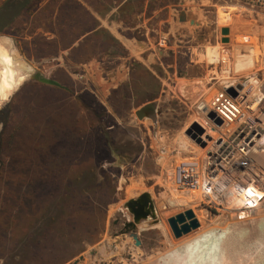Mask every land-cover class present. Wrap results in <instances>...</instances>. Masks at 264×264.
Here are the masks:
<instances>
[{
    "label": "rangeland",
    "instance_id": "374dc122",
    "mask_svg": "<svg viewBox=\"0 0 264 264\" xmlns=\"http://www.w3.org/2000/svg\"><path fill=\"white\" fill-rule=\"evenodd\" d=\"M219 10L210 0H33L0 31L10 42L0 44V68L12 53L63 87L26 78L0 106V264H25L31 250L65 264H187L172 253L214 228L220 233L203 242V251L217 244L223 264H264V203L239 219L236 200L175 181L177 166L203 153L186 134L203 120L198 105L231 77L251 72L248 57L241 58L248 49L238 43L251 41L248 34L264 42L263 20L232 15L252 26L242 33L224 24ZM94 26L100 33L67 49ZM222 28L230 29L227 44ZM214 47L236 62L215 61ZM146 104L160 111L155 120L136 116ZM107 174L114 194L72 215V198L96 192ZM143 193L152 196L160 223L128 229L133 215L126 203ZM188 209L201 227L175 239L168 219ZM61 223L67 229L53 233ZM71 223L77 227L68 229ZM232 236L240 237L237 246Z\"/></svg>",
    "mask_w": 264,
    "mask_h": 264
},
{
    "label": "built area",
    "instance_id": "2783aa9c",
    "mask_svg": "<svg viewBox=\"0 0 264 264\" xmlns=\"http://www.w3.org/2000/svg\"><path fill=\"white\" fill-rule=\"evenodd\" d=\"M11 1L0 0V9ZM210 1L217 10L231 7L237 16L264 21V0ZM252 37L248 34L251 41L238 43L248 49L241 55L252 60L251 72L234 80L228 66L229 82L216 91L208 104L198 105L201 117L208 119L215 130L208 142L203 141L204 134L201 136L205 142L200 148L203 153L193 162L178 165L175 178L181 189L239 201V213L245 214L238 215L239 219L249 217L264 203V42ZM228 59L236 62L234 57H226L223 62ZM231 88L237 92L236 97L228 94ZM211 113L215 118H209ZM217 119L222 121L221 125ZM198 124L203 125L200 121Z\"/></svg>",
    "mask_w": 264,
    "mask_h": 264
},
{
    "label": "bare ground",
    "instance_id": "6f19581e",
    "mask_svg": "<svg viewBox=\"0 0 264 264\" xmlns=\"http://www.w3.org/2000/svg\"><path fill=\"white\" fill-rule=\"evenodd\" d=\"M225 11H226V13L227 12L228 13L225 14L224 13ZM233 11H234V9L231 7H229V8L223 7L222 9L219 10V14L222 15V21L224 22V24H227L230 21L229 22L230 26L232 23H234L235 25H237L238 29L243 30L242 33L243 32L249 33L251 31L252 26L247 25V23L244 24V23L240 22V20H239L240 18H238L239 16L238 17H232V15L237 16L234 14ZM193 25H196V24L193 23ZM238 29H237V31H238ZM232 32H233V29L231 27V35L233 34ZM229 37L231 38L230 35H229ZM0 44L4 45V46L5 45L9 46L10 42L6 37L0 36ZM219 49L220 48H215V47L212 48L211 53L213 55H215L216 58L220 57L219 59L217 58L215 61H223L226 58V55H224L223 57L221 56ZM241 57H243V55ZM2 63H3V67L0 68V106L9 100V98L18 89V87L21 85V82L24 79H26V78L28 79L36 73V71L33 67H31L29 65L24 66L23 63H21V61L17 57L12 55V53H11L10 57H3ZM247 63H248L247 65L249 66V68L253 65L252 60L250 58L247 60ZM242 65L243 64H241V67H242ZM242 68H243L242 70L246 69V68H244V66ZM20 73H23V75L20 76ZM206 103L208 104L209 102H206ZM255 106L256 105H253L252 107L254 108ZM208 108H209V106H208ZM207 112L210 113L211 112L210 109H208ZM198 121H200V123L202 122V124L204 126L199 125L198 123H194V124L201 126V128L205 131L203 133L204 135L202 136V139H203V141L208 142L209 137L212 134L211 131H214L215 129L213 128V125L210 123V121L208 119H203V120L200 119ZM149 196H150V199L153 201L152 196L150 194H149ZM186 199H188V198H186ZM237 203L240 205L239 201H237ZM153 205H155V204H153ZM153 215L154 216H149L148 218L139 222L137 224V229L144 230V229L149 228V227L157 226L160 223V220H159L158 215H157V210H155ZM149 219H150V221H149ZM145 223H147V227L146 228L141 227ZM219 233H220V231L217 228H214V229L208 231L207 233H203L199 237H195L196 239L194 238L195 239L194 241L190 240L188 242H185L184 244H181L179 247L176 248V251L174 253H172V256L173 257L178 256V254H179L180 256L185 257L187 264H223V260H224L223 255H225V252L223 253L222 250H220L218 248L217 244L216 245L214 244L215 246L211 245V247H213V246L214 247L212 249L210 247V251L209 250L208 251L202 250L203 242L208 240V238H210L212 235L218 236ZM239 239H240V237L232 236V238H230V241H231L233 246H237ZM215 247H217V248H215ZM195 251H196V253H195ZM186 252H188V254H186ZM224 263H225V261H224Z\"/></svg>",
    "mask_w": 264,
    "mask_h": 264
},
{
    "label": "water",
    "instance_id": "95a60500",
    "mask_svg": "<svg viewBox=\"0 0 264 264\" xmlns=\"http://www.w3.org/2000/svg\"><path fill=\"white\" fill-rule=\"evenodd\" d=\"M221 34L223 36L222 42L224 44L229 43L230 29L222 28ZM30 79L42 85L63 88L58 81L48 78L41 72H37L36 74L32 75ZM238 89H241V86H239ZM227 92L232 97L237 96V92L233 88L228 89ZM159 113L160 111L157 110L152 104H146L136 111V116L140 120H142L145 117H149L155 120L156 115ZM209 118L211 119L215 118V115L211 113L209 114ZM2 123L4 125L6 123V119L3 118ZM217 123L221 125L222 121L217 119ZM203 133L204 130L197 124H193L191 128L186 132L188 136L196 140L197 143H201V145L204 147L205 142H203L201 139ZM153 204L154 203L150 199L149 193H143L137 199L129 200L126 203V207L133 215V222L129 223L127 225V228L136 230L137 224L139 222L148 218L149 216H154L153 213L155 212V205ZM239 216L245 217V214L241 213ZM168 224L171 228V231L175 239H181L182 237L189 235L190 233L198 230L201 227V224L198 218L196 217L195 212L192 209L185 210L182 213L170 217L168 219ZM132 236L136 241V246H140L141 243L138 240L137 235L133 234Z\"/></svg>",
    "mask_w": 264,
    "mask_h": 264
},
{
    "label": "trees",
    "instance_id": "16d2710c",
    "mask_svg": "<svg viewBox=\"0 0 264 264\" xmlns=\"http://www.w3.org/2000/svg\"><path fill=\"white\" fill-rule=\"evenodd\" d=\"M33 0H12L10 3L4 5L1 9H0V18L3 19V22L1 23L0 26V31H2L3 33H5L6 31H8V28L11 26V24L14 22V20L21 16L25 11H27L29 4L32 2ZM69 6V3L67 4ZM77 5V4H76ZM79 6V5H77ZM85 12V11H84ZM86 17L91 20L92 22H97L96 19L93 17L92 14L86 13L85 12ZM61 18V15L58 16V19ZM99 28L98 26H94V28H91L90 30H88L87 32H84L82 34V41L80 40V37L74 38L71 43L69 45H67V49L72 48V51H76L78 50L82 45H84V43H86L91 36H94L99 32ZM103 32V30L101 31ZM78 42V46L77 47H73V45L75 43ZM55 43V42H54ZM53 43V44H54ZM115 192V187L112 185V181L110 180V178L108 177L107 174V179L105 182H102L101 184H99L98 186H96V192H94L93 194H81L78 196H74L71 200V208H72V215L76 216L78 214L81 213L80 208H82L83 206L85 207L86 205H91L93 202H96L98 199L101 200L103 196L110 194V196H112ZM68 209L65 208V210H63V214H70L68 211ZM64 227L67 226L64 224H60L58 226H54L52 227V231L53 233L55 232H59L64 230ZM77 227V223H71V225L69 226L68 229H74ZM103 228V226H102ZM55 231V232H54ZM42 240H46V236H44L42 238ZM85 241V239H80V242ZM40 244V240L36 241V246ZM42 244V243H41ZM34 248V246H33ZM31 250V248H30ZM44 255H41L39 252H32L31 250V254L28 255L26 254L25 256H23L22 261L25 264H30L32 261L34 262L35 259V263L36 264H65L68 259L62 258L60 259L57 263H54V261H48L46 259V257H43ZM72 256V254H71Z\"/></svg>",
    "mask_w": 264,
    "mask_h": 264
}]
</instances>
